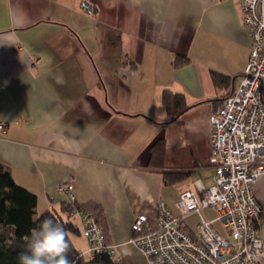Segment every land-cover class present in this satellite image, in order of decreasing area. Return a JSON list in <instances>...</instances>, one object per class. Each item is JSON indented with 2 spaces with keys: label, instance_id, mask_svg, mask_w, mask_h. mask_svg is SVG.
I'll return each mask as SVG.
<instances>
[{
  "label": "crops",
  "instance_id": "0c3cea01",
  "mask_svg": "<svg viewBox=\"0 0 264 264\" xmlns=\"http://www.w3.org/2000/svg\"><path fill=\"white\" fill-rule=\"evenodd\" d=\"M249 50L237 0H0V163L36 195V215L62 214L56 188L72 186L78 203L101 208L114 255L145 264L131 225L153 224L157 204L173 209L196 181L213 185L208 117L239 86ZM212 71L229 84L215 86ZM164 90L188 107L170 122ZM159 137L163 161L149 166ZM165 173L184 175L165 185ZM253 192L264 207V180ZM79 236L85 245L69 240L85 257Z\"/></svg>",
  "mask_w": 264,
  "mask_h": 264
},
{
  "label": "built area",
  "instance_id": "2783aa9c",
  "mask_svg": "<svg viewBox=\"0 0 264 264\" xmlns=\"http://www.w3.org/2000/svg\"><path fill=\"white\" fill-rule=\"evenodd\" d=\"M237 1L250 50L239 86L208 117L213 185L204 188L196 181L195 189L179 194L173 209L159 202L153 224L146 215L135 217L129 242L145 264H264V207L253 192L255 182L264 180V0ZM5 126L0 121V131ZM56 190L74 202L72 186L60 184ZM205 209L215 216L204 217ZM193 214L199 219L188 232L184 219ZM75 215L86 240L85 254L108 251L120 261L95 218L86 211Z\"/></svg>",
  "mask_w": 264,
  "mask_h": 264
},
{
  "label": "trees",
  "instance_id": "16d2710c",
  "mask_svg": "<svg viewBox=\"0 0 264 264\" xmlns=\"http://www.w3.org/2000/svg\"><path fill=\"white\" fill-rule=\"evenodd\" d=\"M185 62H187L185 57L177 56L174 65L178 66ZM211 80L217 87L229 84V77L214 71L211 72ZM161 102L169 117L167 122L176 119L188 108L182 94L173 93L169 90L162 92ZM163 157L164 139L159 137L149 147L148 165L154 166L158 162L161 165ZM183 175L165 173L163 174V182L165 185L173 184L179 181ZM36 205V195L15 183L9 170L0 163V225L2 227L0 230V264H19V254L28 250L27 246L33 230L38 229L45 218L52 219L65 229L70 244L67 256L71 264H123L121 259L115 262L108 251L85 258L72 246L69 240V234H80L79 227L75 223L77 217L75 212H89L97 221L101 212L99 206L80 204L75 199L73 203H63L61 211L63 215L54 211H45L36 215ZM97 223L99 225L98 221Z\"/></svg>",
  "mask_w": 264,
  "mask_h": 264
},
{
  "label": "clouds",
  "instance_id": "9594fccd",
  "mask_svg": "<svg viewBox=\"0 0 264 264\" xmlns=\"http://www.w3.org/2000/svg\"><path fill=\"white\" fill-rule=\"evenodd\" d=\"M162 123L166 116L156 113ZM70 244L65 229L52 219L45 218L38 229L33 230L27 251L18 256L19 264H71L67 253Z\"/></svg>",
  "mask_w": 264,
  "mask_h": 264
},
{
  "label": "rangeland",
  "instance_id": "374dc122",
  "mask_svg": "<svg viewBox=\"0 0 264 264\" xmlns=\"http://www.w3.org/2000/svg\"><path fill=\"white\" fill-rule=\"evenodd\" d=\"M209 184H210V183H209ZM169 208H170V207H169ZM172 208H174V204L172 205ZM206 210H208V209L202 210V214H203L204 217H206L207 219H211V217L213 218V217L215 216L214 211H211V213L213 212V216H211L212 214H211V213H206ZM209 211H210V210H209ZM198 219H199L198 216L195 215V214H193V215H191V216L185 218V219H184V222H186V223L190 226V228H191L192 230H194V229H196V223H197V220H198ZM214 227H215L220 233L224 234V233L221 231V228H220L219 223L214 222ZM74 237H76V235H74ZM78 239H79V243H82V244L84 243V245H85L84 239H83L81 236L78 235ZM88 256H89L88 254L85 255V258H88Z\"/></svg>",
  "mask_w": 264,
  "mask_h": 264
}]
</instances>
